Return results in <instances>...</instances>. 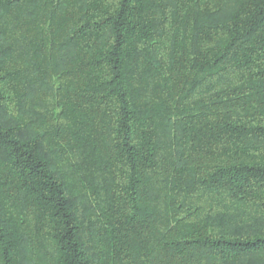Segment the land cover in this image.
Here are the masks:
<instances>
[{"label":"trees","instance_id":"obj_1","mask_svg":"<svg viewBox=\"0 0 264 264\" xmlns=\"http://www.w3.org/2000/svg\"><path fill=\"white\" fill-rule=\"evenodd\" d=\"M0 264H264V0H0Z\"/></svg>","mask_w":264,"mask_h":264}]
</instances>
